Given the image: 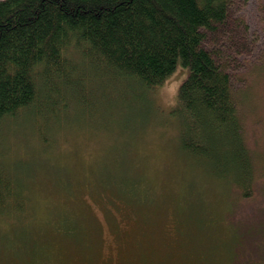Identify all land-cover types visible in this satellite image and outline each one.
Returning <instances> with one entry per match:
<instances>
[{"label": "rangeland", "instance_id": "rangeland-1", "mask_svg": "<svg viewBox=\"0 0 264 264\" xmlns=\"http://www.w3.org/2000/svg\"><path fill=\"white\" fill-rule=\"evenodd\" d=\"M231 13L248 27L232 75L246 171L213 140L211 158L182 148V65L150 91L83 81L66 95L69 112L22 115L0 130V168L14 192L0 206V264H264V73L255 71L264 0H237ZM16 139L25 146L12 159ZM11 161L21 170L11 174Z\"/></svg>", "mask_w": 264, "mask_h": 264}, {"label": "trees", "instance_id": "trees-1", "mask_svg": "<svg viewBox=\"0 0 264 264\" xmlns=\"http://www.w3.org/2000/svg\"><path fill=\"white\" fill-rule=\"evenodd\" d=\"M233 5L237 0H0V124L37 101L59 117L83 81L121 79L154 90L182 65V148L211 158L213 140L234 150V162L242 156L246 171L250 151L232 75L246 55L248 27L233 19ZM253 176H246L250 189ZM7 184L0 168V205L14 195Z\"/></svg>", "mask_w": 264, "mask_h": 264}, {"label": "bare ground", "instance_id": "bare-ground-1", "mask_svg": "<svg viewBox=\"0 0 264 264\" xmlns=\"http://www.w3.org/2000/svg\"><path fill=\"white\" fill-rule=\"evenodd\" d=\"M260 58H263L262 56L260 57ZM260 61H262L261 59H260ZM264 63H263V61L262 62H260V65L259 66H257V68H256V70L255 71H258L259 73H261V74H263L264 73ZM179 68L177 67L176 68V70L173 72V74L172 75H170L161 85H158L157 87H155V89L156 88H160V87H162L164 84H166V82L170 79V78H172L175 74H177V73H179ZM257 73V72H256ZM187 75H188V73H187ZM187 77V76H186ZM185 77V78H186ZM118 83H123V84H126V83H129L131 86H136L135 84H132V82H130V81H124V80H117V79H115ZM123 81V82H122ZM184 81V80H183ZM182 81V82H183ZM182 82H181V84H182ZM181 84L179 85V87H178V90H179V88H180V86H181ZM142 89H147V88H144V87H142V86H140ZM178 90H177V103H178ZM150 91V90H149ZM65 106H68L67 107V109H66V111L65 112H69V110H70V105H68V104H66L65 103ZM176 107H177V105H176ZM176 107H175V109H176ZM237 108H238V111H239V109H240V104H239V101L237 100ZM48 109V110H47ZM50 108H48L46 105H43L40 101H37L36 103H34L33 105H31L30 107H28V108H26L25 109V113H23V115H26V114H31V115H35L36 116V118L38 117V118H40V119H42L39 115H40V113L41 112H45V113H47V111H48V113H51V110H49ZM47 113V114H48ZM65 115H66V113H65ZM67 117V116H66ZM5 123L7 124L8 122H7V120L5 121H2L1 122V124H0V130H2V128H3V126H5ZM239 123H241V125H242V121H241V118H239ZM8 127V124L5 126V128L4 129H6ZM181 143H182V141H181ZM14 144H16L15 145V149L12 151L11 150V152H10V158H12V159H14L15 157H17L18 156V154L22 151V149H23V147L25 146V143H23V142H21L19 139L17 140L16 139V141L14 142ZM18 150V151H17ZM21 150V151H20ZM13 152V153H12ZM17 152V153H16ZM12 156V157H11ZM10 164L8 165V168H10L11 167V171H10V173L12 174L13 173V171H15L16 173L19 171V170H21V168L18 166V165H15L12 161L11 162H9ZM1 164H4L3 162H0V165ZM4 165H6V164H4ZM3 165V166H4ZM1 206V205H0Z\"/></svg>", "mask_w": 264, "mask_h": 264}]
</instances>
